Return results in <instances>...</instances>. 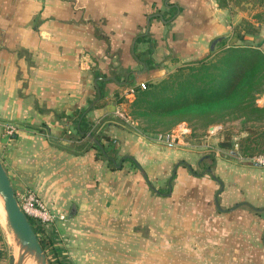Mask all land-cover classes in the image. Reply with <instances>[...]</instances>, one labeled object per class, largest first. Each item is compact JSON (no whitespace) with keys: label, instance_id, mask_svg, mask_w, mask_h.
Returning a JSON list of instances; mask_svg holds the SVG:
<instances>
[{"label":"crops","instance_id":"0c3cea01","mask_svg":"<svg viewBox=\"0 0 264 264\" xmlns=\"http://www.w3.org/2000/svg\"><path fill=\"white\" fill-rule=\"evenodd\" d=\"M247 11L218 0H0V120L17 127L0 133V159L16 194L67 217L56 231L73 255L94 234L131 236L139 253L145 240L168 239L191 264H264V167L211 130L170 149L116 115L129 113L138 86L212 58L222 42L242 44ZM263 34L264 24L255 39ZM207 162L211 172L192 173ZM101 223L104 236L90 234Z\"/></svg>","mask_w":264,"mask_h":264},{"label":"trees","instance_id":"16d2710c","mask_svg":"<svg viewBox=\"0 0 264 264\" xmlns=\"http://www.w3.org/2000/svg\"><path fill=\"white\" fill-rule=\"evenodd\" d=\"M218 3L221 7L258 10L252 16L255 24L243 19L235 32V37L243 44L225 47L222 42V49L210 62L203 60L198 66L180 67L157 84L138 86L128 115L148 134L169 132L183 123L191 134L207 132L214 126L222 130L228 123L238 121L244 126V134L232 141V135L226 132L221 144L232 143V148L224 147L237 156L250 158L264 154V106L257 104L264 93V51L259 44L249 43L245 36L257 37L264 24V0H218ZM89 136L97 141L92 145L100 155L117 168V160L102 142V137L94 133ZM103 138L108 146L114 145L109 137ZM235 142L238 150L234 149ZM125 160L135 163L130 157L121 159ZM192 173L200 175L194 170ZM28 219L49 264H63L55 254L53 259L47 254L51 237L45 233V228L33 218ZM2 249L0 245V251Z\"/></svg>","mask_w":264,"mask_h":264},{"label":"rangeland","instance_id":"374dc122","mask_svg":"<svg viewBox=\"0 0 264 264\" xmlns=\"http://www.w3.org/2000/svg\"><path fill=\"white\" fill-rule=\"evenodd\" d=\"M257 11H258L257 9L251 8L247 11V13L250 16H253V14H255ZM252 21H254L253 18H252ZM255 38L257 39V37L249 39L248 40L249 43L260 44L261 45L260 48L264 51V37H262L260 39V42L257 41ZM213 58L214 57H212L211 59H208L207 62H210ZM193 65L198 66L199 63H195ZM193 65H190V66H193ZM170 75H172V73L171 74L167 73L165 78L169 77ZM162 80L163 79L154 80V81H156L154 83L157 84V83L161 82ZM263 100H264V93L258 98L257 104L260 106H264L262 104ZM0 122L11 124L5 120H0ZM136 123L137 124L134 127H137V126L139 127L140 125L138 124L137 121H136ZM130 126H132V125H130ZM214 127H216V126H214ZM214 127H212V128H214ZM243 128H244L243 125H241L238 121H235L233 123H228L222 130L219 128L218 129H211L210 128L209 130H207V132L206 131H204V132L203 131L192 132V137L196 140H199L200 138L203 137L202 135H206V136L209 135L208 132L211 130L210 131L211 133H213V132L217 133L216 135L220 136L221 139L224 137V134L226 132H228L229 134L232 135V141H237L242 136V134H244L242 132ZM2 134H4V133H2ZM5 136H7V135H5ZM216 146H217V148L220 147L218 145H216ZM235 150H238V149H235ZM207 152H209V151H207ZM203 165L204 166H200L196 170V172L199 173L200 175H201V173H204V172H206L212 168V166H210V168H208L209 162L204 163ZM163 210L164 211L162 214H165V216H167V212H166L167 208H164ZM66 219H67V217H66ZM178 223L179 222H177L176 224L178 225ZM181 224H183V222H181ZM60 225H61V223L57 222V224L54 225L53 228L52 227H48V228L46 227L45 233H47V235H50V237H51V240H50L51 244L49 246H47V254L50 256V259H53L56 256V258L61 260L63 262V264H73V262H72L73 260L76 262L79 261L78 264H157L156 258L158 257V254H156V253H157L158 247L160 250L159 251L160 252L159 253V264H191V262H193V260H194V259H192L191 256L183 255L181 253V251H179V250H178V252H175V251H177V249H173V246L178 245V243L176 242L174 244V242L172 243L168 239H163V238L157 239L156 238V239H152V240H145L147 242H145L143 244V250L144 251L142 253H139V249L141 247L139 244V240L134 239V238H129L131 236L121 238V239L115 238L114 240L113 239L110 240L107 238H98V236H96L94 234H93L92 238L86 237L85 239H83L82 245H81L82 247H80L81 253L73 255V252H72L73 248L65 245L64 242H66V241H64L63 238L58 235L59 234L58 231H56L57 228L59 229ZM117 225L119 226V224H117ZM97 226H98L97 229H92V231H90V234L96 231L97 233H99V235L102 236L103 234H101V232L103 233L104 231H107V223L97 224ZM119 227H122V226H119ZM161 227L167 228L166 223H163V226L161 225ZM128 228H130V227L128 226ZM115 229L117 230V227ZM53 230L55 231V234L52 235ZM159 230H160V228H159ZM88 232L86 231L85 233H88ZM10 233H12V231L9 227L8 222H7L4 204H3V201L0 197V240H1L0 245H1V247L5 248L8 264H14V260L16 258V255L13 254ZM116 233H118V232H116ZM116 235L119 236V234H116ZM101 236H99V237H101ZM66 237L67 236H64V238H66ZM67 238H69V237H67ZM73 245L76 246L75 243ZM171 245H172V247H171ZM152 248L154 249V250H152V251H154L153 256H151V254H149V253H151ZM107 249L112 251V253H114V254H112V253L107 254ZM77 251H78V249H76V252ZM147 251H148V253H147ZM54 254H55V256H54ZM28 261H26V263ZM47 261H48V259H47ZM76 262H74V264H77ZM48 264H49V261H48Z\"/></svg>","mask_w":264,"mask_h":264},{"label":"water","instance_id":"95a60500","mask_svg":"<svg viewBox=\"0 0 264 264\" xmlns=\"http://www.w3.org/2000/svg\"><path fill=\"white\" fill-rule=\"evenodd\" d=\"M223 145L230 148L233 147L232 143H224ZM209 172H211V170H209ZM0 197L4 204L7 222L19 247V253L14 260V264H25L28 260L33 264H48L46 253L27 215L18 203L16 192L1 159Z\"/></svg>","mask_w":264,"mask_h":264},{"label":"built area","instance_id":"2783aa9c","mask_svg":"<svg viewBox=\"0 0 264 264\" xmlns=\"http://www.w3.org/2000/svg\"><path fill=\"white\" fill-rule=\"evenodd\" d=\"M116 115L128 125L135 126L137 123L127 113L117 110ZM213 129H218L214 127ZM17 131V127L12 124L0 122V133L7 136H12ZM189 128L185 123L179 124L176 128L169 132L157 134V140L166 148H176L183 138L189 133ZM234 149H238V144L235 142ZM252 160L261 167H264V154L252 157ZM18 203L27 217H31L40 223L44 228L52 227L57 222L66 221V216L63 214H55L49 210L46 204L33 192H22L16 194ZM54 234L55 231L53 230ZM47 234V233H46Z\"/></svg>","mask_w":264,"mask_h":264},{"label":"bare ground","instance_id":"6f19581e","mask_svg":"<svg viewBox=\"0 0 264 264\" xmlns=\"http://www.w3.org/2000/svg\"><path fill=\"white\" fill-rule=\"evenodd\" d=\"M6 213V212H5ZM10 235H11V243H12V249H13V254L14 255H18V253H19V247H18V245H17V242H16V240H15V237H14V235H13V233H10ZM33 264L32 262H30V261H28L26 264Z\"/></svg>","mask_w":264,"mask_h":264}]
</instances>
